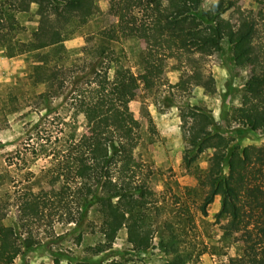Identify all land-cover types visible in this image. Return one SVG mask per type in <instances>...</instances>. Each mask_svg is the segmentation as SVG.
Listing matches in <instances>:
<instances>
[{
  "label": "rangeland",
  "instance_id": "1",
  "mask_svg": "<svg viewBox=\"0 0 264 264\" xmlns=\"http://www.w3.org/2000/svg\"><path fill=\"white\" fill-rule=\"evenodd\" d=\"M4 1L0 0V9ZM146 1L158 3L170 14L173 6L185 4V0ZM122 5L123 0H95L88 21L65 40L71 57L88 55L93 45L105 43L91 37L119 20ZM200 14L219 29L216 42L206 52L184 51L164 35L163 47L151 57L152 40L140 35L107 41L108 52L93 60L99 68L110 63L111 74L122 69L128 73L123 84L130 101L121 106L120 114L134 127L130 143L134 170L153 191V209L146 222L156 236L148 248L129 241L127 227L109 244L95 202L79 217L71 196L72 180L50 186L57 162L68 157L75 144L91 146L99 132L103 108L77 111L74 99L77 85H83L86 94L89 85L72 81L58 90V83L50 88L33 74L35 52L10 56L8 46L0 42V198L2 203L9 202V211L0 208V224L12 225L19 235L30 233L35 239L14 264H161L169 257L160 247L161 240L171 228L188 234L183 245L203 242L207 246L199 261L188 264H231L244 254L248 227L233 223V214L222 208V196H215L206 213L201 209L200 175L208 168L213 149L205 142L188 143L180 111L187 105L203 108L214 119V131L232 144L250 146L256 152L264 148V123L249 129L235 118L238 106L264 93V2L202 0ZM17 17L21 24L12 35L30 40L38 22L26 13ZM45 133L52 140L41 138ZM187 152L196 155L192 165L185 160ZM50 187L56 200L69 198L68 205H53L57 207L37 217L19 219L24 193ZM182 207L189 209L192 221L184 219ZM70 212L78 220L68 221Z\"/></svg>",
  "mask_w": 264,
  "mask_h": 264
},
{
  "label": "trees",
  "instance_id": "2",
  "mask_svg": "<svg viewBox=\"0 0 264 264\" xmlns=\"http://www.w3.org/2000/svg\"><path fill=\"white\" fill-rule=\"evenodd\" d=\"M201 3L202 0H185L184 5L173 6L170 14L158 3L123 0L119 20L91 37H99L105 43L93 45L90 54L76 57H71L65 40L88 21L95 0H6L0 9L3 15L0 18V42L8 46L10 56L35 52L37 59L33 74L38 80L46 82L50 88L58 83L55 90L72 81L86 82L89 85L87 94L83 85L76 86L74 99L77 111L103 108L99 132L92 145L81 147L75 144L73 152L57 162L49 183L55 186L59 181L72 180L71 196L77 203L79 217L92 201L96 203L102 225L107 228L106 242L109 244L121 228L127 227L129 241L143 248L153 246L155 229L146 222L153 209L150 200L153 191L145 182L139 181L134 170V152L130 147L134 127L126 116L120 114L121 106L130 101L123 84L128 73L122 69L111 74L110 63H103L99 68L93 60L108 52L107 41L140 35L152 40L151 57L154 50L159 52L163 47L164 35L184 51L206 52L216 42L219 29L203 19ZM20 13L29 14L30 19L38 22L33 37L28 41L12 35V31L21 24L17 17ZM5 28L6 31H1ZM81 72L84 75L78 78ZM180 112L188 143L196 146L205 142L213 149L209 166L200 175L204 191L201 209L206 213L208 205L220 194L222 208L233 214V223L237 227H241L240 223L248 227L243 236L244 254L233 258L231 264H264V148L256 152L250 146L232 144L223 133L214 131V119L203 108L187 105L185 109L181 107ZM235 118L249 129L261 128L264 123V93L238 106ZM41 138L48 142L52 135L45 133ZM195 159L196 155L185 153L189 165ZM51 194L52 187L26 191L18 206V218L37 217L61 203L68 205L69 198L63 196L56 200ZM8 206L9 202L2 203L0 198V208L6 212L9 211ZM181 209L184 219L192 221L189 209ZM70 213L67 220H76L77 217ZM25 223H21L22 226ZM187 235L185 232L178 234L171 228L169 236L162 238L160 247L168 252L169 257L161 264L199 261L207 246L203 242L193 247L183 245ZM0 236V264H14L17 257L25 254L35 243L30 233L19 235L14 226L3 223L0 224ZM78 264L94 263L84 261Z\"/></svg>",
  "mask_w": 264,
  "mask_h": 264
}]
</instances>
